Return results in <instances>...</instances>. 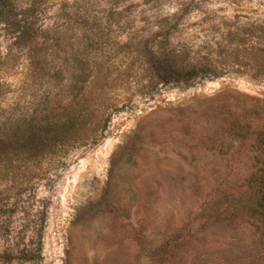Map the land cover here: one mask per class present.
<instances>
[{
	"label": "rangeland",
	"instance_id": "1",
	"mask_svg": "<svg viewBox=\"0 0 264 264\" xmlns=\"http://www.w3.org/2000/svg\"><path fill=\"white\" fill-rule=\"evenodd\" d=\"M36 2L40 23L65 31L69 47L39 66L38 100L29 90L25 110L36 109L44 126L48 110L84 113L95 103L108 113L87 133L99 140L71 146L19 202L15 227L46 212L40 264H264L246 187L264 130V76H255L264 0ZM4 29L0 56L11 51L15 64H0V78L15 88L28 63ZM79 59L93 66L88 81ZM165 59L207 64L217 75L175 83ZM59 69L68 82L46 110V79Z\"/></svg>",
	"mask_w": 264,
	"mask_h": 264
},
{
	"label": "trees",
	"instance_id": "2",
	"mask_svg": "<svg viewBox=\"0 0 264 264\" xmlns=\"http://www.w3.org/2000/svg\"><path fill=\"white\" fill-rule=\"evenodd\" d=\"M40 17L41 11L36 0L29 3L0 0V24L5 25L4 31L11 41L10 46L24 52L28 63L26 72L15 88L0 78V242H8V246L0 251V264L13 257L22 264L42 262L41 231L44 229L46 212L43 210L36 217L23 218L19 227H15L13 217L19 202L27 195H33L37 182L47 176L56 160H59L57 158L63 157L71 146L82 145L90 140L98 141L100 135L89 137L87 133L103 128L105 120L101 117L108 114L107 110L95 103L90 104L84 113L78 110L72 112L68 108L55 114L48 110L49 119L44 126L36 109L32 112L25 110L23 99L29 90L30 102L33 104L38 100V94L32 88L40 76L39 66L51 64L54 48L64 46L67 52L69 47L62 35L65 31L46 27L40 23ZM51 35L55 39H51ZM40 44L41 48L51 47L44 56L39 54ZM261 53L256 63L263 70L257 71L255 76H264V50ZM253 59L256 60L255 57ZM78 62L89 70L87 73L85 68L81 69L88 81L95 75L93 66L84 59ZM165 62L164 72L175 83L191 85L198 76L217 75L214 71L216 69L207 64L192 62L178 66L170 62V59H165ZM0 64L14 66L11 51L4 57L0 56ZM249 64L251 68L256 66L254 63ZM62 74L63 71L59 69L46 79L48 89L40 100V105L45 106L46 110L59 96L56 91L64 90L68 82ZM5 96H11V102L3 107L1 102ZM256 140L259 152L254 170L246 179L249 198L247 215L251 224L264 235V130L257 133Z\"/></svg>",
	"mask_w": 264,
	"mask_h": 264
}]
</instances>
